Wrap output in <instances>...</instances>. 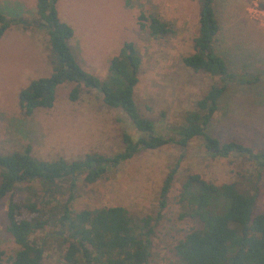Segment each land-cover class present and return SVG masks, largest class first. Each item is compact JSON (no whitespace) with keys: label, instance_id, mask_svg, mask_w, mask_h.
<instances>
[{"label":"rangeland","instance_id":"rangeland-1","mask_svg":"<svg viewBox=\"0 0 264 264\" xmlns=\"http://www.w3.org/2000/svg\"><path fill=\"white\" fill-rule=\"evenodd\" d=\"M264 0H214L218 33L213 44L229 71L249 73L257 82L248 86H228L219 99L205 132L219 143L236 142L254 152L264 151ZM23 18L31 19L35 0H0ZM60 22L72 29L69 41L77 64L89 74L103 79L108 61L124 42L133 44L140 57L133 101L137 113L152 122L157 134L178 138L175 127L216 77L193 72L181 59L192 53L197 35V0H57ZM153 16L171 28V34L153 39L146 28H138V16ZM49 47L45 30L29 27L7 28L0 37V155L22 151L41 161L63 158L75 160L85 154L111 156L121 151V134L137 138L125 114L105 107L93 89L80 87L75 101L68 100L72 83L59 85L48 109H36L24 116L17 102L19 91L32 80L49 76ZM172 181L160 207L159 191L166 175ZM189 175L219 186L232 183L254 194L252 216L264 213V164L244 155L217 156L207 150L200 137L184 147L173 143L154 150H140L129 160L109 169L98 180L86 184L76 180L75 212L121 207L134 220L149 217L152 234L146 264H174V245L197 222L185 215L179 202L181 185ZM63 195L68 184L60 183ZM16 194V192L14 193ZM64 197V196H63ZM8 195L0 200L1 264H11L17 247L6 233L5 209ZM57 227L32 237L42 245L40 264H62L60 247L54 239Z\"/></svg>","mask_w":264,"mask_h":264},{"label":"trees","instance_id":"trees-1","mask_svg":"<svg viewBox=\"0 0 264 264\" xmlns=\"http://www.w3.org/2000/svg\"><path fill=\"white\" fill-rule=\"evenodd\" d=\"M56 1L35 0L31 19L23 18L21 12L7 5L9 17L0 12V37L10 26L23 30L33 26L45 30L47 35L51 72L45 78L30 81L19 91L17 102L21 113L27 117L36 109L50 108L56 88L72 83L69 101L77 99L81 86L95 90L105 107L125 114L137 138L122 133L120 152L111 156L85 154L71 161L37 160L30 155L28 146L19 152L0 155V200L8 195L5 231L17 247L11 264H40L43 248L32 237L45 235L51 227L60 230L52 234L58 241L62 264H146L151 219L145 217L136 222L121 207L75 212L71 204L76 180L91 184L140 150H154L169 143L184 147L195 137H200L204 147L217 156L244 155L263 165L264 151L254 152L236 142L219 143L205 132L227 87L248 86L257 82V77L229 71L224 58L213 47L218 33L214 0H197V35L192 41V53L183 57L181 63L193 72L216 77L219 84L210 86L195 102L194 110L185 113L183 123L175 127L178 138H165L156 133L151 121L137 113L133 90L140 57L133 44L121 45L108 61L103 79L89 74L71 54L72 29L59 21ZM260 10L264 13V4L260 5ZM138 22V28H146L153 39L171 34V28L153 16L140 14ZM172 176L173 170L162 182L160 207ZM60 183L68 184L67 195H63ZM178 198L186 209L185 215L199 227L174 245V264H264V213L252 216L254 194L241 192L232 183L215 186L197 175H189L181 185ZM1 257L0 251V264Z\"/></svg>","mask_w":264,"mask_h":264}]
</instances>
